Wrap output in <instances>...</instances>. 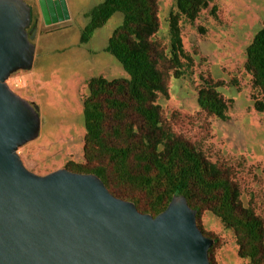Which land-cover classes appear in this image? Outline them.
Here are the masks:
<instances>
[{"label":"rangeland","instance_id":"obj_1","mask_svg":"<svg viewBox=\"0 0 264 264\" xmlns=\"http://www.w3.org/2000/svg\"><path fill=\"white\" fill-rule=\"evenodd\" d=\"M38 1L26 0L31 8L30 27L36 29L32 68L11 74L6 83L38 107V137L17 153L28 171L44 176L66 169L69 162L83 161L86 80L95 76L112 80L127 74L105 51L108 38L122 22L120 13L113 14L82 44L86 15L102 0H63L67 19L48 26L43 24ZM213 6L214 16L210 13ZM170 11H175V0H159L156 38L166 47ZM180 24L193 67L179 79L169 78L168 98L159 97L157 104L175 133L194 143L209 160L229 169L243 204L264 219V112L253 108L251 77L244 69L246 48L264 26V0H211L193 24L183 20ZM203 79L222 82L218 92L228 104L226 121L199 109L197 91ZM201 226L218 238L215 264H248L237 255L233 233L212 213H202Z\"/></svg>","mask_w":264,"mask_h":264},{"label":"trees","instance_id":"obj_2","mask_svg":"<svg viewBox=\"0 0 264 264\" xmlns=\"http://www.w3.org/2000/svg\"><path fill=\"white\" fill-rule=\"evenodd\" d=\"M211 0H175L168 15L167 47L156 38L160 29L159 0H102L87 13L80 43L115 13L122 22L107 40L105 51L126 72L108 80L91 77L82 100L83 161L69 162L71 172L93 174L115 197L132 202L155 217L174 195H183L196 210V224L213 240L210 264L218 238L203 230L201 215L212 213L230 230L237 255L248 264H264V219L240 198L238 184L227 167L214 163L181 134L175 133L157 104L168 98V80L190 73L193 57L183 46L181 21L193 24ZM216 8L210 10L215 15ZM245 72L251 77L253 108L264 112V26L246 48ZM222 82L203 79L197 91L201 111L226 121L228 104L218 92Z\"/></svg>","mask_w":264,"mask_h":264},{"label":"water","instance_id":"obj_3","mask_svg":"<svg viewBox=\"0 0 264 264\" xmlns=\"http://www.w3.org/2000/svg\"><path fill=\"white\" fill-rule=\"evenodd\" d=\"M38 7L45 26L68 17L63 0ZM31 17L26 0H0V264H210L213 240L183 195L152 217L93 174L24 167L17 150L38 137V107L6 81L32 68Z\"/></svg>","mask_w":264,"mask_h":264},{"label":"flooded vegetation","instance_id":"obj_4","mask_svg":"<svg viewBox=\"0 0 264 264\" xmlns=\"http://www.w3.org/2000/svg\"><path fill=\"white\" fill-rule=\"evenodd\" d=\"M43 21V20H42ZM31 29V27L29 28V30Z\"/></svg>","mask_w":264,"mask_h":264},{"label":"crops","instance_id":"obj_5","mask_svg":"<svg viewBox=\"0 0 264 264\" xmlns=\"http://www.w3.org/2000/svg\"><path fill=\"white\" fill-rule=\"evenodd\" d=\"M44 24V23H43Z\"/></svg>","mask_w":264,"mask_h":264}]
</instances>
